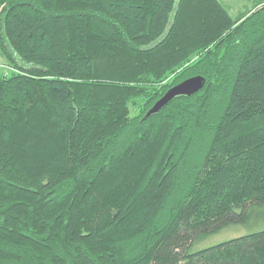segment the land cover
<instances>
[{
    "label": "trees",
    "instance_id": "16d2710c",
    "mask_svg": "<svg viewBox=\"0 0 264 264\" xmlns=\"http://www.w3.org/2000/svg\"><path fill=\"white\" fill-rule=\"evenodd\" d=\"M0 56V264H264L197 248L264 207V0H0Z\"/></svg>",
    "mask_w": 264,
    "mask_h": 264
},
{
    "label": "rangeland",
    "instance_id": "374dc122",
    "mask_svg": "<svg viewBox=\"0 0 264 264\" xmlns=\"http://www.w3.org/2000/svg\"><path fill=\"white\" fill-rule=\"evenodd\" d=\"M255 1L256 0H220L231 16H236L240 12L249 9L255 3ZM11 70V67L8 66L5 60L0 56V73L7 74ZM131 111L135 112V109L132 108ZM262 228H264V207L253 210L246 222L228 225L218 232L202 239L198 243L197 248L210 246Z\"/></svg>",
    "mask_w": 264,
    "mask_h": 264
},
{
    "label": "water",
    "instance_id": "95a60500",
    "mask_svg": "<svg viewBox=\"0 0 264 264\" xmlns=\"http://www.w3.org/2000/svg\"><path fill=\"white\" fill-rule=\"evenodd\" d=\"M202 84L203 78L199 75L191 76L180 81L179 83L168 88L165 93L152 104V106L146 112V115L158 111L176 95H187L198 91L202 87Z\"/></svg>",
    "mask_w": 264,
    "mask_h": 264
}]
</instances>
